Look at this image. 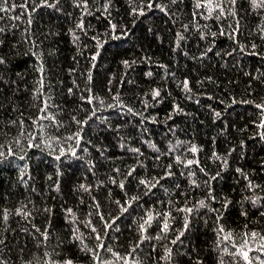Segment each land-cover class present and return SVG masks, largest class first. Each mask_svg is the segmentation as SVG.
I'll return each instance as SVG.
<instances>
[{
	"label": "trees",
	"instance_id": "16d2710c",
	"mask_svg": "<svg viewBox=\"0 0 264 264\" xmlns=\"http://www.w3.org/2000/svg\"><path fill=\"white\" fill-rule=\"evenodd\" d=\"M0 61V264H264V0H0Z\"/></svg>",
	"mask_w": 264,
	"mask_h": 264
},
{
	"label": "snow or ice",
	"instance_id": "6c2138e0",
	"mask_svg": "<svg viewBox=\"0 0 264 264\" xmlns=\"http://www.w3.org/2000/svg\"><path fill=\"white\" fill-rule=\"evenodd\" d=\"M0 62H2V61H0ZM189 163H191V162H189ZM188 211L190 212L191 209H189ZM163 227H164V229H167V227H168L167 223H165V224L163 225ZM221 231H223V229H221ZM252 235H253V237H255L256 234L253 233ZM244 256H245V258L247 259V253H244ZM66 264H71V262H66Z\"/></svg>",
	"mask_w": 264,
	"mask_h": 264
}]
</instances>
